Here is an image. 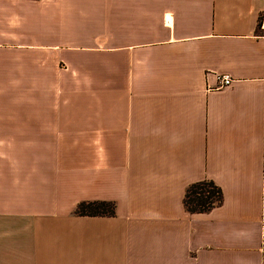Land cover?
I'll return each mask as SVG.
<instances>
[{
    "label": "crops",
    "instance_id": "0c3cea01",
    "mask_svg": "<svg viewBox=\"0 0 264 264\" xmlns=\"http://www.w3.org/2000/svg\"><path fill=\"white\" fill-rule=\"evenodd\" d=\"M0 264H264V0H0Z\"/></svg>",
    "mask_w": 264,
    "mask_h": 264
},
{
    "label": "trees",
    "instance_id": "16d2710c",
    "mask_svg": "<svg viewBox=\"0 0 264 264\" xmlns=\"http://www.w3.org/2000/svg\"><path fill=\"white\" fill-rule=\"evenodd\" d=\"M221 201V190L211 181L190 184L184 195V207L190 214L208 213ZM74 214L81 217H112L114 206L106 202H81L77 205Z\"/></svg>",
    "mask_w": 264,
    "mask_h": 264
},
{
    "label": "built area",
    "instance_id": "2783aa9c",
    "mask_svg": "<svg viewBox=\"0 0 264 264\" xmlns=\"http://www.w3.org/2000/svg\"><path fill=\"white\" fill-rule=\"evenodd\" d=\"M218 81L220 83V87H227L232 83V79L228 75H224L218 78Z\"/></svg>",
    "mask_w": 264,
    "mask_h": 264
}]
</instances>
